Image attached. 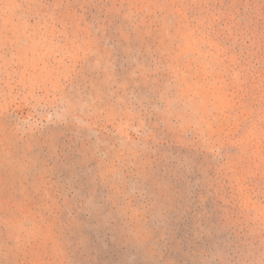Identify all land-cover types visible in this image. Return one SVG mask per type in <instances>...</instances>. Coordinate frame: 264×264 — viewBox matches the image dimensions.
Here are the masks:
<instances>
[{
    "label": "rangeland",
    "instance_id": "374dc122",
    "mask_svg": "<svg viewBox=\"0 0 264 264\" xmlns=\"http://www.w3.org/2000/svg\"><path fill=\"white\" fill-rule=\"evenodd\" d=\"M0 264H264V0H0Z\"/></svg>",
    "mask_w": 264,
    "mask_h": 264
}]
</instances>
